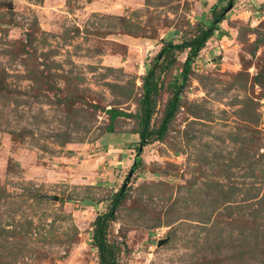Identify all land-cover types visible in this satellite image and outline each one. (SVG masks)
Segmentation results:
<instances>
[{"label": "rangeland", "instance_id": "obj_1", "mask_svg": "<svg viewBox=\"0 0 264 264\" xmlns=\"http://www.w3.org/2000/svg\"><path fill=\"white\" fill-rule=\"evenodd\" d=\"M217 2L0 0V264H99L93 224L125 185L119 264H264V0L222 1L228 36L135 170L136 121L108 115L136 113L162 40L210 26ZM185 58L161 74L155 125Z\"/></svg>", "mask_w": 264, "mask_h": 264}, {"label": "trees", "instance_id": "obj_2", "mask_svg": "<svg viewBox=\"0 0 264 264\" xmlns=\"http://www.w3.org/2000/svg\"><path fill=\"white\" fill-rule=\"evenodd\" d=\"M222 1L218 0L211 8L210 15L212 20L210 26L206 27L202 22H198L194 30L189 32L190 34L188 31L182 32L181 42L162 40L161 50L155 56L153 64L146 66V75L143 77L142 82V94L138 100L136 113L128 114L118 108H111L109 110L108 115L111 123H114L121 117L136 121V126L131 132L133 135L139 137V145L136 148L137 158L133 165L134 170L141 163L139 157L143 148L156 141L165 139L170 126L182 108V95L193 71V64L199 58L201 51L206 47L208 41L215 34H218V37L228 36V31L221 29V24L226 20L223 13L227 6L230 4L234 5L236 0H228L227 6L220 8ZM121 19L126 21L125 18ZM28 43H30V36L27 35ZM260 44H264V37L257 35V40L252 44L254 48L251 51V55L255 59H257L256 55ZM184 54H186V58L182 63L181 69L169 82L168 87L172 90V95L163 109L159 123L155 125L153 119L155 114H157L158 102L164 85L161 74L168 72L179 64V56ZM253 83L264 88V69L253 77ZM58 91L61 90L58 88ZM126 192L127 190L123 186L113 196L109 210L104 214H99L93 224L92 245L98 250L99 264H119L118 256L121 253V248L119 244L109 239V229L112 223L117 220V211L126 198Z\"/></svg>", "mask_w": 264, "mask_h": 264}, {"label": "water", "instance_id": "obj_3", "mask_svg": "<svg viewBox=\"0 0 264 264\" xmlns=\"http://www.w3.org/2000/svg\"><path fill=\"white\" fill-rule=\"evenodd\" d=\"M232 8V5H230L227 9H226V12L229 11L230 9ZM133 175V172L130 173V176ZM126 187V185L124 186ZM43 198L45 199H48V200H51V201H58L59 198L57 196H49V195H44ZM167 242V240H161L159 243H158V247H161L163 246L165 243Z\"/></svg>", "mask_w": 264, "mask_h": 264}]
</instances>
